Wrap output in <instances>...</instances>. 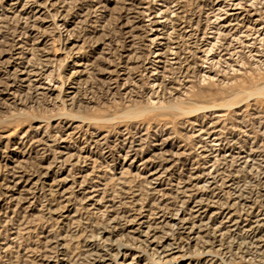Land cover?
Returning <instances> with one entry per match:
<instances>
[{
    "label": "rangeland",
    "instance_id": "374dc122",
    "mask_svg": "<svg viewBox=\"0 0 264 264\" xmlns=\"http://www.w3.org/2000/svg\"><path fill=\"white\" fill-rule=\"evenodd\" d=\"M0 264H264V0H0Z\"/></svg>",
    "mask_w": 264,
    "mask_h": 264
}]
</instances>
